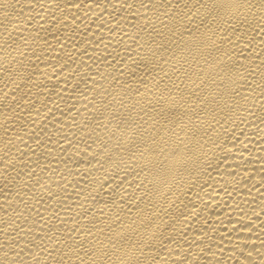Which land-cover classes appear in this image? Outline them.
<instances>
[{
  "label": "bare ground",
  "instance_id": "obj_1",
  "mask_svg": "<svg viewBox=\"0 0 264 264\" xmlns=\"http://www.w3.org/2000/svg\"><path fill=\"white\" fill-rule=\"evenodd\" d=\"M0 264H264V0H0Z\"/></svg>",
  "mask_w": 264,
  "mask_h": 264
}]
</instances>
